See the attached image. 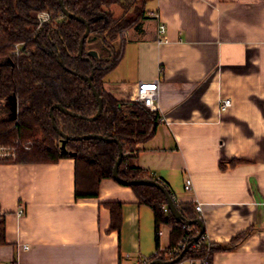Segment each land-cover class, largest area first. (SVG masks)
Masks as SVG:
<instances>
[{
    "label": "crops",
    "instance_id": "1",
    "mask_svg": "<svg viewBox=\"0 0 264 264\" xmlns=\"http://www.w3.org/2000/svg\"><path fill=\"white\" fill-rule=\"evenodd\" d=\"M146 10L140 29L114 40L122 56L103 80L115 98L133 100L140 80L158 78L159 125L137 145L133 163L175 202L201 204L209 242L225 244L251 229L210 264H264V0H149ZM89 50L109 57L98 38H89ZM220 98L231 101L224 112ZM74 185L71 158L0 163V264H136L154 254L156 238L167 248L170 227L156 232L152 210L130 187L104 179L98 197L75 199ZM109 203L120 204L119 230L111 229Z\"/></svg>",
    "mask_w": 264,
    "mask_h": 264
},
{
    "label": "trees",
    "instance_id": "2",
    "mask_svg": "<svg viewBox=\"0 0 264 264\" xmlns=\"http://www.w3.org/2000/svg\"><path fill=\"white\" fill-rule=\"evenodd\" d=\"M61 1L68 13L82 17L88 24L82 57L78 56V45L86 26L66 16L59 0H0V146L14 149V158L0 159V163L43 164L71 158L74 160V198L89 199L98 197L104 179H112L120 146V179H150L164 185L183 219L175 220L167 209L165 195L158 188L119 183L130 187L139 203L152 210L156 232L162 225L171 229L165 251L159 249L156 238L158 252L148 257L149 263L174 259L175 250L184 239L191 246L184 253L183 261L201 259L210 264L215 252L236 249L251 229L236 234L225 244L209 242L205 232L196 239L199 226L185 223L201 220L195 206L175 202L173 193L161 180L133 163L137 145L150 140L156 132L157 111H149L133 100H119L104 88V77L114 70L122 56V48L116 49L114 40L142 27L149 19L146 15L149 0ZM40 13L47 14V19L40 21L37 18ZM89 38H98L109 57L86 60ZM91 74V83L102 100V112L90 121L88 118L98 110L87 83ZM57 104L76 116L54 108ZM52 107L54 124L69 137L63 149L62 139L52 127ZM89 134L117 142L73 139ZM223 166L220 162V167ZM107 205L112 216L111 229L119 230L120 204ZM183 225L190 230L186 231ZM5 243V220L1 216L0 245Z\"/></svg>",
    "mask_w": 264,
    "mask_h": 264
},
{
    "label": "water",
    "instance_id": "3",
    "mask_svg": "<svg viewBox=\"0 0 264 264\" xmlns=\"http://www.w3.org/2000/svg\"><path fill=\"white\" fill-rule=\"evenodd\" d=\"M59 5H60V7L62 9V12L66 16H68V17H70L72 19H75V20H77V21H79L81 23H84L85 26H86V31L84 32L83 36L81 37V39L79 41V45H78V56L82 57L83 43H84L86 37L89 34L88 24L85 22V20L82 17H78V16H75V15H72V14L68 13L67 10L64 8L63 3H62L61 0H59ZM86 55H87L85 57L86 60H90L92 58H97V53L94 50L87 51ZM91 81H92V74L87 78V83H88V85H89V87H90V89H91V91L93 93V96L95 97V100H96L97 106H98V110H97L96 114L93 117L88 118V120H90V121L96 119L102 112V100H101L98 92L96 91V89L92 85ZM54 108H57L58 110H60L61 112H63L66 115H70V116H73V117L76 116L75 114L65 110L64 108H62L58 104L55 105ZM52 109H53V107L50 109V116H51V119H52V127L58 133V135L61 137V139H62L61 148L63 149L64 148V142L69 137L66 136L65 134H63L61 131H59L58 128L56 127V125L54 124L53 117H52ZM13 111H14V108H13ZM73 139H76V140L97 139V140L106 141V142L115 141L113 139H110V138H107V137H103L101 135H94V134L78 136V137L73 138ZM115 142H117V141H115ZM118 148H119V157L116 160V162L114 164V167L112 169V179L114 181H116L117 183H122V184H125V185H128V186H130V185H148V186H153V187L158 188L165 195L167 209L172 214V216L175 218V220L183 221L181 214L177 210L173 199L168 194V192H167V190H166L164 185L160 184L156 180H150V179H137V180H131V181H123V180L120 179V177L118 176V167H119V164H120V161H121V154L122 153H121L120 146ZM185 223H186V225H190L192 223H196L199 226L200 230H199V234L196 237V239H198L203 234L204 226H203V223H202V221L200 219H197L195 221H187ZM190 246H191V243H187L185 245L184 249L179 253V255L177 257H175L174 259H172V260H166V261H164V260H155V261H152L149 264H177V263H179L182 260V258L184 256V253L187 251V249Z\"/></svg>",
    "mask_w": 264,
    "mask_h": 264
},
{
    "label": "built area",
    "instance_id": "4",
    "mask_svg": "<svg viewBox=\"0 0 264 264\" xmlns=\"http://www.w3.org/2000/svg\"><path fill=\"white\" fill-rule=\"evenodd\" d=\"M41 16V18H40ZM47 14L42 13L39 15L40 21H44L47 19ZM165 33H166V26L165 24L161 21H159L156 25V42L158 44H162L166 42L165 38ZM158 99H159V81L158 78H151V79H145V80H140L137 84L135 95L133 98V101H136L140 103L143 107L148 109L149 111H157L158 110ZM231 105V101L228 98H220L218 101V108L220 112L226 111ZM14 158V149L9 148V147H3L0 146V159H5V158ZM192 189V181L190 178H187L184 182V190L189 191ZM195 210L197 212H201V204H196L195 205ZM164 211L166 212L167 209L164 208ZM23 212V208L20 207L18 209V214L20 215ZM182 228H185L186 231H189L190 229L186 227L185 225L182 226ZM158 234H161V232H158ZM185 239L179 243L178 247L176 248L175 252L176 255L180 253V251L183 249L184 245H186ZM165 251V250H162ZM158 251L156 250L154 254H156ZM148 257H139L136 264H148ZM209 264L204 260L201 259H190L183 261L181 260L177 264Z\"/></svg>",
    "mask_w": 264,
    "mask_h": 264
},
{
    "label": "rangeland",
    "instance_id": "5",
    "mask_svg": "<svg viewBox=\"0 0 264 264\" xmlns=\"http://www.w3.org/2000/svg\"><path fill=\"white\" fill-rule=\"evenodd\" d=\"M40 14H42V13H40ZM40 14L37 15V18H38V19H39V15H40ZM40 18H41V16H40ZM39 20H40V19H39ZM104 48H105V47H104ZM105 49H106V48H105ZM10 158H12V157H10ZM186 244H187V243H186ZM184 247H185V245H184ZM184 247H183V249H184ZM183 249H182V250H183ZM182 250H181V251H182ZM181 251H180V252H181ZM178 255H179V254H178ZM178 255H177V256H178ZM177 256H176V257H177Z\"/></svg>",
    "mask_w": 264,
    "mask_h": 264
}]
</instances>
